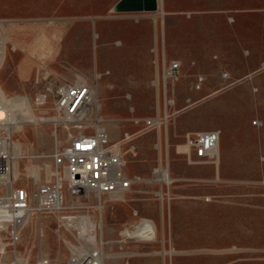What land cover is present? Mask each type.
Wrapping results in <instances>:
<instances>
[{
	"label": "rangeland",
	"instance_id": "obj_1",
	"mask_svg": "<svg viewBox=\"0 0 264 264\" xmlns=\"http://www.w3.org/2000/svg\"><path fill=\"white\" fill-rule=\"evenodd\" d=\"M174 1L195 9L168 15L158 0L154 12L108 7L99 19L0 9V89L8 101L25 98L36 119L11 131L20 149L11 185L26 191L31 211L16 227L0 224V264H71L97 251L101 264H264V0ZM172 63L179 68L167 76ZM77 77L93 82L98 105L80 132L95 120L110 141L135 134L121 148L124 172L141 180L121 199L64 195L57 210L39 211L34 192L51 178V155L80 133L65 129L52 104ZM152 117L159 131L132 123ZM212 130L214 159L188 157L186 135ZM158 162L171 180L162 200L150 177ZM149 223L154 239L126 237Z\"/></svg>",
	"mask_w": 264,
	"mask_h": 264
},
{
	"label": "built area",
	"instance_id": "obj_2",
	"mask_svg": "<svg viewBox=\"0 0 264 264\" xmlns=\"http://www.w3.org/2000/svg\"><path fill=\"white\" fill-rule=\"evenodd\" d=\"M179 66L172 63L165 70L167 76L174 75ZM82 77L73 81H65L57 87L56 97L52 104L55 114L65 124V129L71 128L80 132L87 128L89 112L93 109L91 84ZM45 93L36 96L34 103L41 106L45 103ZM4 119H0V188H5L6 198L0 199V214L2 210L6 215L14 214L17 209H27L28 197L26 191L14 189L11 185L13 177L12 166L14 160L12 153V133L9 134L2 128ZM133 124H141L143 130L155 129L159 131L160 118L132 119ZM90 126L91 131L69 134L65 145L51 155V178L36 188V208L39 211H55L63 204L64 195H70L77 199L87 194L93 197L121 195L127 188H131L141 179L137 176L128 177L124 172V144L133 141L135 134L124 133L118 142L109 140L108 133L97 124ZM185 154L193 157V160L214 159L215 148L219 139L218 133L212 131H200L196 134L186 135ZM158 145V144H157ZM155 145V149L157 148ZM159 148V145H158ZM157 148V150H159ZM158 162L150 177H153L157 190L162 195L161 187L166 184L163 180H157L161 170L165 168ZM167 168V167H166ZM157 197V196H156ZM159 198V197H157ZM162 200V196L159 198ZM0 222L5 224L6 221ZM10 232L13 240H17L16 234ZM45 264V263H44Z\"/></svg>",
	"mask_w": 264,
	"mask_h": 264
},
{
	"label": "bare ground",
	"instance_id": "obj_3",
	"mask_svg": "<svg viewBox=\"0 0 264 264\" xmlns=\"http://www.w3.org/2000/svg\"><path fill=\"white\" fill-rule=\"evenodd\" d=\"M4 41L1 40V44H0V50L3 52V47H4ZM1 53V55H3V53ZM156 87H158V82L157 80L154 82ZM94 85L91 84V89H92V100L94 102L93 108L96 109L98 108V105H96L95 102V89H94ZM3 91L0 89V119H4L3 124L1 125L2 128L8 132L9 134H11V131H15L20 129V126L22 124H25L27 122H34L36 121L35 118H33V116L31 115V110L29 109V106L27 105V101L25 98H16L10 101L6 100L4 93H2ZM48 121V122H52V120L50 119H38L37 122H44ZM18 144V143H17ZM12 143V153H11V157L13 158V160L15 159V157H17L20 154V149H19V145ZM159 145V143H158ZM157 145V148H158ZM185 150V148H184ZM183 150V151H184ZM159 151V150H158ZM12 171H13V177L15 178L16 176V172L14 171V167H12ZM29 174L31 175V177H33L34 181L37 178L35 173H31L29 172ZM157 180L159 181H164L167 185L171 183L170 178H168V172L166 171V169L164 170V168L161 170L160 174L158 175ZM152 181H154V179L152 178ZM158 197H161V193L157 194ZM112 198H116V199H121V195H112L110 196ZM30 209H17L16 213H12L9 215H6V213H4V210H2V214H0V222L2 221V219H4L3 221L12 224L13 227H16L19 225L20 221L25 222L26 220H28L27 218H29L30 216ZM62 221L65 222L66 225L69 226H74L75 225V221H73V219L70 218H64L62 217ZM88 224V223H87ZM5 225V224H4ZM24 227V226H23ZM74 228V227H72ZM153 225L151 223L146 224V225H139L137 228H135V231L130 232V233H126V237H129L131 239H144V241H150V239H154L155 237V232L153 231ZM82 232L78 231L79 236L81 237ZM89 240L93 241V238H90ZM90 242V241H89ZM96 243V242H95ZM93 244V243H92ZM100 254V251H97V253L93 254L91 252L90 255L85 256L84 259L81 260H73L71 262V264H101V261L98 258V255ZM161 256H164V254L170 255L172 256V252L170 253H166L165 251H162L161 253H158ZM97 256V258H95ZM44 264V263H41Z\"/></svg>",
	"mask_w": 264,
	"mask_h": 264
},
{
	"label": "crops",
	"instance_id": "obj_4",
	"mask_svg": "<svg viewBox=\"0 0 264 264\" xmlns=\"http://www.w3.org/2000/svg\"><path fill=\"white\" fill-rule=\"evenodd\" d=\"M118 0H0L1 16L6 17L4 14L9 9H17L19 18H75L83 17V19L93 18L99 19L104 17L108 7L112 6ZM174 0H163V7L165 14L179 16L180 12L188 9L186 5H178L175 7L169 2ZM178 3L183 0H176ZM185 1V0H184ZM175 2V1H174ZM13 4V5H12ZM195 7L190 8L193 12ZM29 30H25L28 33Z\"/></svg>",
	"mask_w": 264,
	"mask_h": 264
},
{
	"label": "water",
	"instance_id": "obj_5",
	"mask_svg": "<svg viewBox=\"0 0 264 264\" xmlns=\"http://www.w3.org/2000/svg\"><path fill=\"white\" fill-rule=\"evenodd\" d=\"M158 0H118L113 6V12H136L141 11L154 12L157 10Z\"/></svg>",
	"mask_w": 264,
	"mask_h": 264
}]
</instances>
